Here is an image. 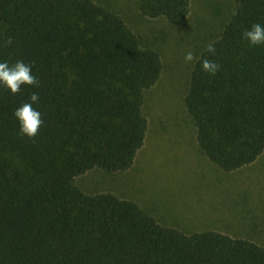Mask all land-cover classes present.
Listing matches in <instances>:
<instances>
[{"label": "trees", "instance_id": "obj_1", "mask_svg": "<svg viewBox=\"0 0 264 264\" xmlns=\"http://www.w3.org/2000/svg\"><path fill=\"white\" fill-rule=\"evenodd\" d=\"M140 11L179 25L190 0H141ZM256 23L264 0H237L184 96L200 148L226 171L264 151V45L242 37ZM202 59L219 71H202ZM18 60L40 83L15 95L0 84V264H264V246L247 238L186 233L133 200L75 184L95 168L132 167L148 131L144 94L163 70L160 52L116 11L94 0H0V62ZM24 103L43 120L34 139L14 116Z\"/></svg>", "mask_w": 264, "mask_h": 264}, {"label": "rangeland", "instance_id": "obj_2", "mask_svg": "<svg viewBox=\"0 0 264 264\" xmlns=\"http://www.w3.org/2000/svg\"><path fill=\"white\" fill-rule=\"evenodd\" d=\"M94 1L116 11L143 46L157 49L163 70L144 94L148 131L132 167L95 168L75 184L90 194L133 200L162 225L186 233L215 230L264 246V151L237 170L220 168L200 148L184 103L195 64L184 62L185 53L199 57L221 36L237 0H190V13L179 25L144 16L141 0Z\"/></svg>", "mask_w": 264, "mask_h": 264}, {"label": "clouds", "instance_id": "obj_3", "mask_svg": "<svg viewBox=\"0 0 264 264\" xmlns=\"http://www.w3.org/2000/svg\"><path fill=\"white\" fill-rule=\"evenodd\" d=\"M249 46L264 45V26L259 23L253 24L250 29H247L242 34ZM13 43L12 37H8L3 41L2 47H9ZM205 52L215 55L216 48L215 42H209L204 49ZM199 57L193 51H187L184 55V62L187 64H194ZM202 71L215 75L220 65L209 59H202ZM32 66L26 65L23 61H16L14 64L9 65L8 62H0V84L10 90L12 95L17 94L22 85H30L39 87V79L32 75ZM32 103L39 102L38 93H32L30 96ZM32 103H24L21 107L15 110L14 116L18 120L20 128L19 132L29 139H34L43 124L41 113L32 107Z\"/></svg>", "mask_w": 264, "mask_h": 264}]
</instances>
